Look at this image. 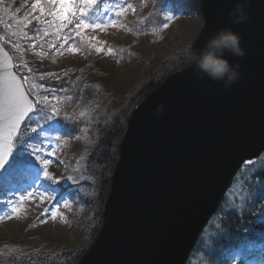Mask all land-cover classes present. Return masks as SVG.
<instances>
[{
  "label": "water",
  "instance_id": "95a60500",
  "mask_svg": "<svg viewBox=\"0 0 264 264\" xmlns=\"http://www.w3.org/2000/svg\"><path fill=\"white\" fill-rule=\"evenodd\" d=\"M198 52L222 28L241 37L239 79L199 78L190 64L168 76L132 112L119 145L102 226L78 264H188L243 168L264 154V0H201ZM239 8L247 19L234 24ZM14 76L32 103L13 57L0 40V94ZM164 104L157 114L158 104ZM0 119V135L5 134ZM251 161V163H249Z\"/></svg>",
  "mask_w": 264,
  "mask_h": 264
},
{
  "label": "trees",
  "instance_id": "16d2710c",
  "mask_svg": "<svg viewBox=\"0 0 264 264\" xmlns=\"http://www.w3.org/2000/svg\"><path fill=\"white\" fill-rule=\"evenodd\" d=\"M75 1L76 15L57 34L55 28L61 23L49 12V9L54 12L56 4L50 6L48 0H0V38L19 70L24 61L31 67L39 97L35 112L16 141L6 175L0 177V222L15 213L10 206L12 186L28 181L39 169L28 155L30 150L46 142L63 144L64 141L82 140L87 129H92L96 142L87 154L86 169L81 171L94 179L100 202L89 218L93 222L89 232L93 233L94 241L102 226V210L111 189L119 145L129 118L134 109L173 73L158 80L150 77L134 94L125 96V104L116 106V80L111 71L99 67L98 47L80 27V22L108 24L114 18L115 23L125 21L128 31L136 36L146 28L132 17L123 19L116 14L117 0H95V7L94 4L83 7L82 0ZM152 1L156 20L158 15L162 16L164 8L184 19L203 20L201 0ZM137 4L141 9L142 0ZM53 21L50 26L49 22ZM116 49L121 63L134 59L129 46L119 45ZM72 52L77 55L79 65L68 63L66 54ZM185 55L178 61L181 70L190 65ZM22 74L30 75L23 70ZM62 189L60 187V192L65 195ZM89 203V199L80 195L79 206L88 208ZM86 215L80 213L74 222L83 231L86 224L91 223L88 219L85 221ZM40 218L31 222L23 239H0V264H78L86 250L81 245H53L33 233L43 221ZM188 264H264V155L238 173Z\"/></svg>",
  "mask_w": 264,
  "mask_h": 264
},
{
  "label": "rangeland",
  "instance_id": "374dc122",
  "mask_svg": "<svg viewBox=\"0 0 264 264\" xmlns=\"http://www.w3.org/2000/svg\"><path fill=\"white\" fill-rule=\"evenodd\" d=\"M48 1L50 6L56 4L57 8H54V12L60 10L61 4L73 5L71 13H63L69 20L74 18L78 11L75 0ZM82 1L84 3V0ZM125 1L129 4L122 8L117 7L116 14L123 19L132 17L142 24L146 30L139 33V36L126 31L128 24L125 21L124 26L114 21H110L109 24H92L83 21L90 25L83 31L99 49H102L97 55L99 67L111 71L116 80V103H114L116 106L123 102L125 104V96L134 94L136 89L150 77H156L158 80L181 70L179 59L186 54L185 49L189 45L193 46L203 27V20L196 17L184 19L173 16L168 8L162 9V16L158 15L159 19L156 20L155 3L152 0H142L141 9L140 5H136L139 0ZM85 5L84 3L83 7ZM65 24L63 27L55 28V32L58 34L61 29L64 30ZM94 25L101 27L95 28ZM119 45L129 46L134 52V59L121 63L119 60L121 55H117L116 49ZM121 50L124 51L123 48ZM73 53L66 54L68 63L79 65L77 55ZM22 70L30 74L28 79L33 88L29 87L27 80V90L33 101L38 102L37 83L31 73V67L25 61L22 62ZM95 142L93 130L87 129L82 140L64 141L63 144L46 142L30 150L29 157L33 159L34 165L39 167L35 174L38 179L25 186H12L10 206L14 208L15 213L6 221L0 222V239L9 241L23 239L31 222L41 217L43 221L33 233L45 240L48 239L53 245L72 247L81 245L85 250L88 249L93 242V233L89 232L93 222L89 218L95 214L100 202L97 200L94 179L87 174L83 175L81 169H86V157ZM6 170L2 175H6ZM44 178L49 179L48 184L42 182ZM60 187H63L65 195L61 194ZM80 195L90 200L88 208L77 204ZM80 213L87 214L85 221L87 219L91 221L90 225L86 224L85 231L74 225Z\"/></svg>",
  "mask_w": 264,
  "mask_h": 264
},
{
  "label": "clouds",
  "instance_id": "9594fccd",
  "mask_svg": "<svg viewBox=\"0 0 264 264\" xmlns=\"http://www.w3.org/2000/svg\"><path fill=\"white\" fill-rule=\"evenodd\" d=\"M236 12L240 15L235 17L232 23L240 24L247 19L239 8ZM226 52L237 57L244 55L239 33L230 27L222 28L211 35L198 52L189 45L185 49V56L199 78L207 77L213 81L223 82L224 87L228 88L239 79L240 73L238 65L234 66L225 56ZM163 110L164 104H158L157 114L162 113Z\"/></svg>",
  "mask_w": 264,
  "mask_h": 264
},
{
  "label": "snow or ice",
  "instance_id": "6c2138e0",
  "mask_svg": "<svg viewBox=\"0 0 264 264\" xmlns=\"http://www.w3.org/2000/svg\"><path fill=\"white\" fill-rule=\"evenodd\" d=\"M86 5H91L95 3V0H84ZM35 8L36 5H33ZM73 5H60V10L58 12H52L55 20L61 21L60 27H63L65 22L70 23L71 21L67 16L63 15L64 12L71 13ZM43 11V9H41ZM81 14L84 12L81 10ZM50 26L51 23L49 22ZM80 27L82 29H87L90 25L80 22ZM95 28H100L101 25H94ZM102 49L97 48V51ZM75 51V49H72ZM32 109V103L28 100L25 93L21 90L20 84L16 81L14 76L10 77V82L6 83L2 94H0V119L4 120L5 123V134L0 135V166H3L4 162L7 161V156L10 148V141L13 133L19 128L21 121L25 118L28 112ZM35 131V129H33ZM251 163V161H249Z\"/></svg>",
  "mask_w": 264,
  "mask_h": 264
}]
</instances>
